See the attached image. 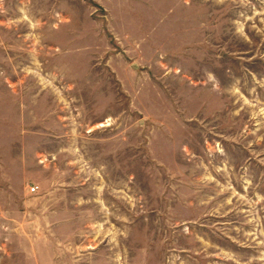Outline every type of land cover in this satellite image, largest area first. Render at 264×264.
Masks as SVG:
<instances>
[{
    "label": "rangeland",
    "instance_id": "374dc122",
    "mask_svg": "<svg viewBox=\"0 0 264 264\" xmlns=\"http://www.w3.org/2000/svg\"><path fill=\"white\" fill-rule=\"evenodd\" d=\"M0 264H264V0H0Z\"/></svg>",
    "mask_w": 264,
    "mask_h": 264
},
{
    "label": "built area",
    "instance_id": "2783aa9c",
    "mask_svg": "<svg viewBox=\"0 0 264 264\" xmlns=\"http://www.w3.org/2000/svg\"><path fill=\"white\" fill-rule=\"evenodd\" d=\"M36 186H33V187H31L30 189L32 190V191H35L36 190Z\"/></svg>",
    "mask_w": 264,
    "mask_h": 264
}]
</instances>
